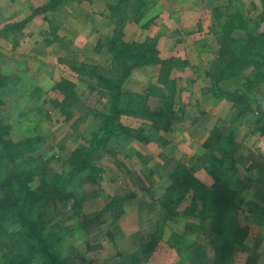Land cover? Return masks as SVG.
<instances>
[{
    "label": "rangeland",
    "instance_id": "obj_1",
    "mask_svg": "<svg viewBox=\"0 0 264 264\" xmlns=\"http://www.w3.org/2000/svg\"><path fill=\"white\" fill-rule=\"evenodd\" d=\"M48 1L0 0V127L7 128L0 140L7 145L27 140L34 143V151L28 153L32 161L15 160L10 167L13 175L32 172L30 181L29 177L20 181L33 188L50 178V173L68 171L67 159L86 146L97 131L100 114L107 113L109 100L108 91L97 77L82 72L83 66L95 68L98 74L99 69H108L112 58L106 43L101 42L107 34L100 35L82 22L70 27L69 12L65 10L71 6L80 8L79 5L90 1L63 0L54 11L43 14L44 17L35 15L22 28L6 29L30 18L32 10ZM125 2L132 4L133 0L121 1ZM215 2L216 8L213 7ZM108 3H116V0L90 2L88 4L95 7H90V12L99 15L103 11L109 16L105 9L99 8ZM194 4L190 20L193 21L196 13L195 30L174 32L170 37L179 42L180 50L177 51L179 57H173L176 61L169 74L160 79V66H145L134 70L122 85L123 104L129 100L133 106L151 110L164 103L171 107L176 120L170 132L159 134L167 145L161 147V143L155 141L112 140L108 151L100 153L93 162L97 172H83L75 181L77 185H73L83 194L94 193L96 197L81 203L78 210L72 208V200L66 204L59 200L37 202L45 232L59 240L53 252L66 259L67 264H132L136 256L140 257L138 264H211L213 234L209 231V221L200 220L198 212L201 209L199 196L208 190L216 191L214 180L202 168L195 167L191 175L197 183L187 189L183 186L184 197L178 205H172L167 213L160 199L173 184L179 165L192 168L191 157L202 154L205 142H201L209 135L220 137L213 155L231 159L235 177L244 186L241 210L232 222L247 228L248 232L228 264H264V239L257 233L258 229L247 222L260 211L252 205L245 207L253 196L249 190L252 183L244 179L247 177L244 172L242 177V164L237 160V156L244 153H257L252 142L260 138V134L253 130L251 115H240L233 102L222 95L243 92L251 101L259 100L260 110L264 112V83L255 85L252 90L246 88L245 78L251 74V68L241 69L237 75L240 79L220 76L218 80H211L207 76L219 49L215 31L226 21L225 16L217 20L214 11L224 14L238 8L252 20L249 28L258 35L264 33L261 0H196ZM158 11L153 7L146 11L141 24L150 22L149 28L150 19ZM50 20L58 28L59 41L47 45L43 34L48 32ZM65 23L69 26V35L63 32ZM116 29L120 27L109 26L108 35L115 37ZM147 29L126 24L120 30L122 42L138 44L147 38L155 40L157 37L146 34ZM241 36L242 32L236 30L232 37ZM157 53L160 58L158 50ZM60 59L65 62L61 63ZM100 74L107 77V71ZM61 80L74 85L68 89L76 99L70 101L72 105L67 109L54 105L55 101L63 99L56 88ZM122 122L133 128L146 124L145 131L150 124L126 117ZM182 139L179 146L177 141ZM221 149L225 150L224 156L219 152ZM6 151V147L0 145V156H6ZM132 212H139V217H133ZM81 225L85 227L83 230H79ZM0 234L2 262L21 251L18 243L26 234V228L16 217H9L0 226ZM146 244L150 245L145 247ZM145 250L147 252L141 254ZM32 264H45V261L36 257Z\"/></svg>",
    "mask_w": 264,
    "mask_h": 264
},
{
    "label": "trees",
    "instance_id": "obj_2",
    "mask_svg": "<svg viewBox=\"0 0 264 264\" xmlns=\"http://www.w3.org/2000/svg\"><path fill=\"white\" fill-rule=\"evenodd\" d=\"M62 1L49 0L44 6L32 10L30 18L21 23L9 25L6 29L22 28L35 15H43L54 11ZM81 1L83 0H79V2ZM85 1L93 2L95 0ZM121 1L116 0V3H108L104 7L109 14L106 17L110 26L120 27V29L114 30L115 37L107 35L101 41L106 43L108 47L106 49L112 58L108 69L105 71L99 69L98 74L95 72V68L87 69L83 66L82 71L83 75H95L108 91L107 113L100 114L101 119L98 129L92 134L86 146L73 152L67 159L68 171L60 174L50 173V178L42 181L41 185L35 188L23 185L20 178L29 177L28 180L30 181L32 172L27 171L23 174L13 175L10 170L11 163L23 158L26 161H32V156H28V153L34 151V143L27 140L7 145L0 140V145L7 149V155L0 156V194L2 195L0 199V226L9 217H16L26 228V234L22 236L21 241L18 243L21 251L14 253L0 264H32L36 257L43 258L45 264H67L66 259L57 257L53 252L54 246L59 240H57L58 237L45 232V222L39 215L41 208L37 205V202L59 200L66 204V201L72 200V208L78 210L81 203L96 197L97 195L95 196L94 193L83 194L79 187L73 185H77L75 181L80 179L83 172L88 170L97 172L93 162L98 159L100 153L108 151L109 142H112V140L132 139L140 143L155 141L160 142L161 147L167 145V142L159 134L170 132L173 122L176 120L171 107H167L168 104L164 103L162 106L151 110L148 107L133 106L129 100L123 104L122 85L134 70L151 65L160 66L159 77L161 79V77L169 74L176 60L174 58L160 60L157 57L156 39L150 40L147 38L145 42L138 44H124L122 42L120 30L126 24L134 23L142 29H147L150 22L141 24L149 1L133 0L132 4L129 2L121 3ZM261 4L262 13L260 16L264 17V0H261ZM214 12L217 20L225 16L226 21L220 23L219 30L215 31L219 49L217 57L211 62L207 76L211 80H218L220 76L226 77V79L236 78L241 69L251 68V74L245 78L246 88L252 90L255 85L264 83V33L254 35L253 29L251 31L249 28L252 20L246 18L238 8L233 12L224 14L219 10ZM48 25V32L43 34L44 43L47 45L57 43L59 41L58 36H56L58 28L52 20L48 21ZM236 30L242 32L240 38L232 37ZM48 36L51 37L50 40ZM106 71L107 77L100 74V72ZM237 78L240 79V76H237ZM72 86L74 88V85L66 80H61L56 85V88L60 90L59 94L63 98L62 101L54 102L56 107L70 108L72 105L70 101L76 99L73 92L68 89ZM170 89L174 90L171 86ZM170 89L168 90L171 92ZM222 95L233 102L240 115L250 114V119L254 120V132L264 136V112L260 110L259 100L251 101L243 92L238 91ZM253 106L255 107L253 108ZM124 117L145 120L150 124L147 125V131H145L146 124H139L137 128H133L122 122ZM6 132V127H0V136ZM152 136L156 137L151 138ZM219 138V136L209 135L203 144L202 154L191 157L192 168H186L182 164L178 166L180 171L177 174L175 173L176 176L172 180L173 184L168 186L160 199L162 200V208L168 213L172 205H178L183 199L185 193L182 191L183 186L187 189L197 183L195 177L191 175V171L193 172L195 167L202 168L214 180L216 188V191L215 189L208 190L204 192L203 196H199L201 201V209L198 212L200 220L209 221V231L213 234V239L210 242L213 249L210 263L228 264V259L232 253L238 247H241L245 241L248 229L239 224L234 225L232 222L238 216V212L240 213L241 195L244 186L242 181L235 177L234 162L230 159L229 163L226 158L219 159L213 155V151L217 149ZM220 151L221 155L224 156L225 150L221 149ZM46 176L48 175L44 177ZM221 192L223 193L222 196ZM84 228V225L79 226V230ZM0 235L2 236V234ZM21 243L24 245H21ZM148 245L150 244H146L145 247ZM146 252L147 250L142 251L141 254L144 255ZM139 262V256L132 259V264H138ZM129 263L131 264V262Z\"/></svg>",
    "mask_w": 264,
    "mask_h": 264
},
{
    "label": "crops",
    "instance_id": "obj_3",
    "mask_svg": "<svg viewBox=\"0 0 264 264\" xmlns=\"http://www.w3.org/2000/svg\"><path fill=\"white\" fill-rule=\"evenodd\" d=\"M195 1L196 0H150L147 3V11L152 7L159 10V13L150 19L152 24L146 31V34L149 33V37H157L156 40L158 39L157 45L159 47L157 50L159 52V59L167 60L169 58L179 57L177 55V51L180 50L178 49L180 44L178 41L175 42L170 37L174 32H186L190 31L191 28L192 30H195V27H197L198 24V22L195 24L196 19H198L196 13H194V17L196 19L194 18L195 20L193 19V21L190 20V15L192 14L191 11L195 9V6H193L195 5ZM79 6L81 7L76 8L71 6L65 9L69 12V18L71 19V25L69 26L72 27L73 25H77L82 22L83 25H88L91 29H94V31H98L100 35H108L110 24L106 17L107 14H103L102 10L99 15L91 13L90 7L95 8L92 4L85 3V5ZM104 7L105 6L99 8L104 9ZM213 7H217L216 2ZM44 16L45 15L41 17ZM69 26L67 23L64 24L63 32L66 35L71 34ZM62 41L65 43L68 41L70 42V40ZM59 61L61 63L65 62L63 59H60ZM206 139L207 138H205L201 144H203ZM183 141L184 139L177 141V144L180 143L179 146H181ZM252 143H255L254 147L257 149V153H244L242 154L243 156H237V160L239 165L242 164V169L240 171L241 174L244 172L245 175H247L244 179H249V182L252 183L249 190L251 189L250 191L253 193V196L250 198V203L245 204V207L252 205L255 209H259L260 211V214H253L252 219L247 220L249 223L248 225L254 226L256 230L258 229L257 233H260L259 235L264 239V136L260 135V138L253 139ZM243 164L245 165L243 166ZM248 168L250 169L249 172H247ZM242 177H244L243 174ZM131 211H133V208ZM131 214H133V217H139V212H132ZM149 220L152 221V219Z\"/></svg>",
    "mask_w": 264,
    "mask_h": 264
}]
</instances>
